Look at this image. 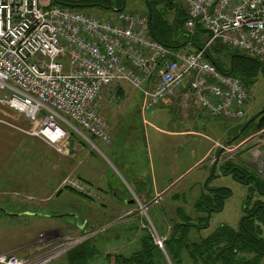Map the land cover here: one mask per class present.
<instances>
[{
    "label": "built area",
    "instance_id": "built-area-1",
    "mask_svg": "<svg viewBox=\"0 0 264 264\" xmlns=\"http://www.w3.org/2000/svg\"><path fill=\"white\" fill-rule=\"evenodd\" d=\"M51 2L0 0V92L10 95L0 103L24 116L31 124L27 134L56 153H68L73 123L112 144L99 104L104 90L119 83L140 93L144 114L188 89L211 118L246 117L249 91L240 78L207 60L206 48L218 41L264 64V0H183L187 30L200 25L210 35L206 48L196 52L156 41L146 15L123 11L103 19ZM71 185L88 192L78 181ZM161 200L157 195L141 203L139 214ZM156 240L163 247L162 239ZM46 261L0 256V264Z\"/></svg>",
    "mask_w": 264,
    "mask_h": 264
},
{
    "label": "rangeland",
    "instance_id": "rangeland-1",
    "mask_svg": "<svg viewBox=\"0 0 264 264\" xmlns=\"http://www.w3.org/2000/svg\"><path fill=\"white\" fill-rule=\"evenodd\" d=\"M128 2L129 5L126 8L127 12L139 15L147 14L146 5L143 0H128ZM176 2H178L180 8H182L183 0H176ZM54 4V0H52L51 5L54 6ZM92 13L104 19L110 17L108 12L104 10L94 9ZM181 50L194 52L190 46ZM208 55L215 60L216 64L219 66V71L224 74L233 68L235 55L244 56L248 59L254 58L246 53H233L228 46L220 49L216 45L208 48ZM61 61L67 64V55H64ZM235 65L236 72H234L233 76H240L245 88L249 91L248 102L250 110L249 113L247 111L246 117L241 121L221 120L222 127L224 126L227 128L226 130H231V136H227L224 141L234 136L240 126L247 121H251L257 114L264 111L263 74L253 69L250 62H247L246 59L244 61L235 59ZM119 92H122L123 96L118 97L117 94ZM9 97L10 95L6 92H0V99L8 100ZM141 102L142 98L140 93L130 85H113L105 89L102 93L99 110L107 120L106 122L109 127H112L111 120L113 115L105 113L107 108L111 110V108H120L123 106H130L133 108L139 107V116H136L134 121L139 122V125L141 124L142 127L143 121H152L151 114L159 110L160 107L143 114L141 111ZM194 102L195 96L184 98L181 110L184 111L185 117L193 107L197 108L194 106ZM184 116L182 115L183 118L181 120L186 124ZM172 119L173 116L169 118V120ZM159 121L163 126L165 123L164 119L160 118ZM259 124V120L253 122L245 131L244 136L241 135L239 137L237 143L226 147L224 141H222L216 149L218 151L220 148H226L225 153L220 157L221 162L233 159L247 166L250 165V167H255L259 175L264 179V130L259 131ZM73 125L76 131L70 129L71 138L72 133H75L77 138L83 136L81 133L87 134L76 124L73 123ZM168 126V129H175L173 123ZM184 128L186 131L200 132L202 135L213 139L218 137V134L213 135L212 130H208L207 127L200 126V124L191 123L190 125H185ZM30 129L31 124L24 116L9 108L8 105L0 103V253L5 252V254L3 253L2 255L15 256L19 259L22 258V260H47L43 264H68V252L72 251L86 240L95 239L99 245V253L94 258L90 259L87 264H109L106 257H110V255H112L110 264H113L116 255L122 253L123 255L130 256L135 253L134 251L140 250V248H136L137 244L135 240L136 234L139 233L142 235L149 234L157 247L162 250L166 262L157 255L156 258L153 257L155 264H176L169 257L168 251L166 252L165 241L174 231V225L181 222L174 214V207L176 205L174 199L177 198V195L179 196L178 192L180 191L178 188L175 192L173 191L170 193L171 195L168 194L165 203H162V208L160 207L161 205L158 207H151L148 214L141 216L142 214H139L138 204L136 203V205H134L135 208H137L135 209V215H127L121 221H115L112 219V215H110L106 220L108 224L89 225L83 231H79L75 224H68L66 220L69 219L68 221L73 222V219L68 217L70 215L68 210L61 209L62 206L58 208L61 203L58 198L50 203L51 208L47 211L48 214L51 216L53 215L52 217H44L43 215L35 216V214H37L35 211H39L35 210V204L41 201L42 195L52 192L56 181L47 163V156L49 155L50 158L53 157L51 153L52 149L49 151L48 149H42V147L36 145L35 139L37 138L27 134ZM222 131L223 129H218V133ZM198 142L203 143L199 144ZM185 143L188 144L191 149L196 147V144H199L197 154H201L204 149V140L201 137L194 136L193 133L187 135ZM101 150L98 149V154H95L97 158H100V152H105L103 148H101ZM188 166L189 162H187V159L182 163L176 164L175 179L186 171ZM203 174L209 179L212 175L211 169L193 168L190 172H187L184 177L186 183L198 182V196H190L188 205L184 207V211L189 212L190 214L188 215L192 217L197 216L192 210L200 194L204 191L206 182H202L201 180ZM218 174L219 170H217L215 176H218ZM58 176L59 174L57 173L56 179H58ZM74 181L80 182L73 176L67 177L63 180L60 189H71L79 195L84 196L91 195V190L84 184L83 185L86 186L88 190L87 193L80 192L74 188V186L71 185ZM123 186L118 187L121 191L120 197L122 199H133L135 196L132 192V187L127 184ZM209 187H225L229 189L232 194L224 201L223 210L216 212L218 210L216 209V211H213L209 215L210 220L208 229H202L199 232H194V230H192V239H197L199 237L204 238L222 225L238 229L245 215L243 209L244 206L247 205V186L227 176L213 178V180L209 182ZM66 196L69 197V195ZM39 204H41L40 207H42L44 203L40 202ZM111 205L110 202L107 203L110 210L109 213H113ZM171 212L174 216H169V220H167L168 222L166 224L164 215ZM130 226L136 233H133L132 236L124 233L125 227ZM158 237L162 239L163 247L155 242ZM67 243H70V246L67 247ZM22 245L24 246L22 251H16V247L18 248ZM124 246H126L128 250L123 249ZM118 249L121 250V252H118ZM129 249H133V251L130 253ZM26 253L27 255H24Z\"/></svg>",
    "mask_w": 264,
    "mask_h": 264
},
{
    "label": "crops",
    "instance_id": "crops-1",
    "mask_svg": "<svg viewBox=\"0 0 264 264\" xmlns=\"http://www.w3.org/2000/svg\"><path fill=\"white\" fill-rule=\"evenodd\" d=\"M116 85L128 84L119 83ZM189 94L188 89H184L178 96L165 102L159 110L151 114L152 121H149L150 123L147 120L142 122V127L139 122L134 121L135 117L139 116V107L123 106L111 108V110L107 108L105 113L113 115L112 127H110L112 144L108 146L96 140L87 132L88 135L80 132L83 136L80 135V139L70 138L68 153L62 156L53 149L51 150L40 139H35L36 145H39L42 149L51 150L53 157L50 158L48 155L47 163L56 181L52 192L45 193L41 197L40 202L45 205L43 204L40 207V202L35 204V210H39L35 211L37 213L35 216L52 217L53 215L51 216L47 211L51 208L50 203L58 198L61 202L58 208L62 206L61 209L68 210L70 212L68 217L73 219V222L68 221L69 219L66 220L68 224H75L79 231H83L89 225L108 224L106 220L110 215L115 221H121L127 215H135V209L137 208L134 205L136 203L139 210L141 203L148 204L157 195L162 196L161 202L157 205V207L161 205L162 208V203H165L168 194L175 192L178 188L180 191L178 192L179 196L177 195V198L174 199L176 203L174 214L183 222V215L189 216L188 214H190L184 211L190 196L195 195L197 197V194H199L197 190L198 182L186 183L185 175L193 168H206L212 171L215 157L217 152L220 151V149L217 151L216 147L231 134V130L222 127V118H211L198 107L196 98L194 106L198 109L193 107L185 117L181 105L184 98L188 97ZM117 96H123V93L119 92ZM249 110L248 103V113ZM182 115L185 117L186 124L181 120ZM171 116H173V119L169 120ZM160 118L165 121L163 126L159 121ZM172 123L175 129H168V125ZM191 123L207 127L208 130L213 131V135L218 134V137L213 139L202 135L200 132L186 131L185 125ZM219 128L223 129L221 133H218ZM190 133L204 140V149L201 154H197V149L199 144L203 142H198L199 144H196V147L192 149L185 143V138ZM101 148L105 152H100V158H97L95 154H98V149L101 150ZM186 159L189 162L188 169L175 179L176 164L182 163ZM217 170L218 167L215 174ZM57 173L59 174L58 179H56ZM69 176L77 178L82 184L86 185L91 190V195H79L71 189L61 190L63 180ZM218 177H222L220 172ZM209 179L204 174L201 176L202 182H206L205 186ZM125 184L132 187L135 196L133 199H122L120 197L121 191L118 187L125 186ZM205 186L203 192H205ZM66 195H69V197ZM108 202L112 204L113 213H109ZM180 211H183L182 215ZM169 216L174 215L172 212L164 215L166 224ZM134 231L131 226L124 229V233L130 234V236L135 233ZM143 236L139 233L136 234V248H140V241ZM23 248V245L16 247V251H22ZM119 249L118 252H121ZM123 249H127V247L124 246ZM129 251L131 253L133 249H129ZM3 253L5 254V252ZM3 253H0V255ZM24 255H27V253ZM122 255L120 253L116 256Z\"/></svg>",
    "mask_w": 264,
    "mask_h": 264
},
{
    "label": "trees",
    "instance_id": "trees-1",
    "mask_svg": "<svg viewBox=\"0 0 264 264\" xmlns=\"http://www.w3.org/2000/svg\"><path fill=\"white\" fill-rule=\"evenodd\" d=\"M124 2H126L124 10L126 11L129 5L128 0H54V5L78 9L88 14H93L94 9L104 10L111 17L116 15L114 9L123 8ZM143 2L147 9L145 15L149 17L151 34L156 41L177 51L187 46H190L194 52L206 48V41L210 38L208 31L200 25L192 32L187 30V11L183 6L180 8V4L176 0H143ZM214 45L220 49L227 46L216 41L206 48L207 60L219 68L215 60L208 55V48ZM229 49L233 53H239L237 50ZM235 59L239 61L246 59L253 69L261 72L264 76V70H262L264 66L261 61L239 55L234 56L233 68L225 74H230L233 71L231 74L233 75L236 72ZM236 77L242 80L240 76ZM260 116V119L256 118L253 122L259 120V131H263L264 113ZM249 122L247 121L240 126L234 136L228 138L227 141L235 139ZM253 122L249 123L242 136ZM72 138H77L75 133H72ZM227 141L224 142L225 145ZM238 141L239 138L234 140L232 145ZM220 150H222L223 155L225 150L221 148ZM218 170L222 177L230 176L239 183L243 181L250 185V194L246 200L247 205L243 209L245 215L239 228L234 229L222 225L204 238H191L192 230L199 232L198 227L209 228V215L215 209L223 208L224 201L231 196V191L224 187L219 189L209 187V182L213 180L210 178L205 186V192L201 194L194 206V212L197 216L189 217L185 214L182 218L183 222L175 224L174 231L165 241L166 252L168 251L169 257L176 264H264V179L255 167L247 166L233 159L220 161ZM180 214L182 215L183 211H180ZM141 239L139 251L130 256H115L113 264H155L153 257L156 258L157 255L166 262L162 250L157 247L149 234H145ZM98 246L95 239L86 240L68 252V264H87L99 253ZM111 257L112 255L106 257L109 264Z\"/></svg>",
    "mask_w": 264,
    "mask_h": 264
},
{
    "label": "water",
    "instance_id": "water-1",
    "mask_svg": "<svg viewBox=\"0 0 264 264\" xmlns=\"http://www.w3.org/2000/svg\"><path fill=\"white\" fill-rule=\"evenodd\" d=\"M148 4V3H147ZM125 7H126V2H124V6H123V8L122 9H114V12H116V13H119V12H121V11H124L125 10ZM151 16V15H150ZM262 70H264V69H262ZM264 72V71H263ZM233 73V71H231V73L229 74V75H231ZM264 113V111H262L261 113H259V114H257L256 116H255V118H253L249 123H251V122H253L256 118H258L260 115H262ZM249 123L239 132V134H238V136L235 138V139H233V140H229L227 143H226V147H228V146H230L231 144H232V142L234 141V140H236L237 138H239L241 135H242V133L244 132V130L248 127V125H249ZM222 156V150H220V151H218L217 152V155H216V160H215V163H214V165H213V167H212V171H211V177L212 178H216L217 176H215V171H216V169H217V167H218V164H219V162H220V157ZM221 210H223V208H221ZM220 210V211H221Z\"/></svg>",
    "mask_w": 264,
    "mask_h": 264
},
{
    "label": "flooded vegetation",
    "instance_id": "flooded-vegetation-1",
    "mask_svg": "<svg viewBox=\"0 0 264 264\" xmlns=\"http://www.w3.org/2000/svg\"><path fill=\"white\" fill-rule=\"evenodd\" d=\"M261 118V116H259L258 117V119H260ZM241 182V184H243V185H245V186H247V188H248V194H247V197L249 196V194H250V185L247 183V182H243V181H240ZM217 188V187H216ZM219 188H221V187H219ZM218 188V189H219ZM223 188V187H222ZM225 188V187H224ZM227 189V188H226ZM229 190V189H228ZM231 194H232V192H231ZM221 210V208H219L217 211H216V209H215V211L216 212H218V211H220ZM198 229V231H201L202 229H203V227H198L197 228Z\"/></svg>",
    "mask_w": 264,
    "mask_h": 264
},
{
    "label": "bare ground",
    "instance_id": "bare-ground-1",
    "mask_svg": "<svg viewBox=\"0 0 264 264\" xmlns=\"http://www.w3.org/2000/svg\"><path fill=\"white\" fill-rule=\"evenodd\" d=\"M123 12V11H121ZM116 13V12H115ZM120 13V12H119ZM106 19V18H105ZM70 246V243H67V247ZM63 248H66L65 246H62Z\"/></svg>",
    "mask_w": 264,
    "mask_h": 264
}]
</instances>
